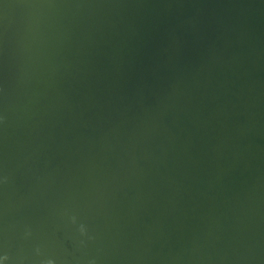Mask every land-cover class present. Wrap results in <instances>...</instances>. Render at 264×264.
I'll return each instance as SVG.
<instances>
[{"label":"water","instance_id":"water-1","mask_svg":"<svg viewBox=\"0 0 264 264\" xmlns=\"http://www.w3.org/2000/svg\"><path fill=\"white\" fill-rule=\"evenodd\" d=\"M0 117L4 264H264V0H0Z\"/></svg>","mask_w":264,"mask_h":264},{"label":"clouds","instance_id":"clouds-1","mask_svg":"<svg viewBox=\"0 0 264 264\" xmlns=\"http://www.w3.org/2000/svg\"><path fill=\"white\" fill-rule=\"evenodd\" d=\"M0 121H2V117H0ZM71 220H72V223H74V224L76 223V217H72ZM78 231L81 234V236H84V235H86L87 230L83 224H80ZM30 234H31L30 232H26L25 236L27 237ZM81 243H83V241H81ZM5 260H7V256H0V264H4ZM47 264H54V261L49 260V261H47ZM90 264H94V261H91Z\"/></svg>","mask_w":264,"mask_h":264}]
</instances>
